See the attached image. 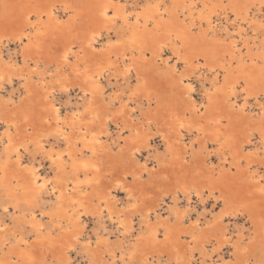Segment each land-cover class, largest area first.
Masks as SVG:
<instances>
[{
	"label": "bare ground",
	"instance_id": "1",
	"mask_svg": "<svg viewBox=\"0 0 264 264\" xmlns=\"http://www.w3.org/2000/svg\"><path fill=\"white\" fill-rule=\"evenodd\" d=\"M218 1L149 0L129 10L119 0H80L82 4L77 0H1V264H44L50 252L57 260L64 257L60 264H69L77 244L86 255V264H111V260L119 264H264V175L252 170L255 156L264 155V127L261 147L256 145L241 154L250 142L249 133L231 142L234 133H242L243 120L260 119L264 125V101L259 92L250 91L252 83L262 85L264 91V41L260 39L263 44L259 45L254 37L249 46L247 40L250 34L264 37V15L259 13L264 11V0H230L226 7H220ZM178 4L182 5V19L177 14ZM229 13L233 15L231 22L222 24L229 44L221 38L219 44L220 40L211 39L219 36L213 19L227 18ZM204 23L209 30L195 35L194 27L200 24L202 28ZM112 30L119 31L116 38L111 36ZM241 40L247 45V55L239 46ZM12 44L17 51H10ZM165 49L174 57L173 63L171 56L164 57ZM188 51L197 53L193 56ZM180 60L190 66L188 70L192 66V74L212 75L208 86L200 82L202 101L194 96L191 74L178 68ZM260 60L263 63L253 75L245 70L249 61L257 65ZM110 77H120L126 85H119L121 88L106 99L103 81ZM14 81L21 84L24 97L20 94L16 98L13 91L2 97L1 89ZM76 88L80 98H76L72 112H62L55 103L56 93L69 97ZM243 94L244 100L239 102ZM135 98L147 105L141 123L132 117L130 101ZM250 98L255 99L251 106ZM171 100L177 108L169 105ZM154 103L157 110L150 109ZM111 122L118 132L116 145L122 134L130 131L125 162L117 156L124 146L114 152L105 138L110 135ZM187 135H193L195 141L203 139L204 147L213 145L219 162L207 165L208 159L201 158L200 165L194 166V140L191 137V143L184 142ZM154 136L162 149L155 141L153 144ZM49 137L63 145L47 147ZM31 144L48 158L54 174L42 175L37 159L35 164H23V154L30 151ZM144 150L149 152L145 161L141 159ZM241 163L246 179L244 174L238 179L220 177L223 167L230 171ZM165 186L167 190H157ZM171 189L173 203L166 201ZM153 191L157 194L154 202ZM44 193L55 196L49 209L39 204ZM118 193L124 194L121 203ZM182 196L188 200L184 199L187 206L183 208L176 202ZM210 196L215 197V206L220 203V209L211 217L205 211L194 217L191 200L204 204ZM89 213L100 220L107 217L120 233L119 240L112 243L101 234L94 243L81 240L85 233L79 224ZM45 214L51 219L50 228ZM2 215H8L11 222L3 221ZM135 217L139 218L138 232ZM237 217L248 219L254 230L246 232L243 224L230 229L226 220ZM25 226L36 233L34 238L27 237ZM53 229L64 233L63 239H56ZM258 246L263 259L251 257ZM225 248L231 258H223Z\"/></svg>",
	"mask_w": 264,
	"mask_h": 264
},
{
	"label": "rangeland",
	"instance_id": "2",
	"mask_svg": "<svg viewBox=\"0 0 264 264\" xmlns=\"http://www.w3.org/2000/svg\"><path fill=\"white\" fill-rule=\"evenodd\" d=\"M78 2H80V0H77ZM120 1V3L122 4V5H124V3H125V5H127V8L130 10V8H134L135 6H137V4H138V6L137 7H139V6H142V5H144L147 1H149V0H147V1H145V0H119ZM122 1V2H121ZM169 2H170V0H168ZM202 1H208V0H202ZM212 1H216V0H212ZM242 1V0H241ZM124 2V3H123ZM130 2V3H129ZM136 4H134V3ZM229 2H230V0H221V1H218L217 2V4H219L220 5V7H226L227 5H229ZM240 2V1H239ZM1 0H0V10H1ZM142 3V4H141ZM144 3V4H143ZM241 3V2H240ZM10 4H12V2L10 3ZM80 4H82V2H80ZM242 4H244V3H242ZM202 5V3L200 2V4H199V6H201ZM243 6V5H242ZM181 8H182V5L180 4H178V11L179 12H177V14H180V10H181ZM253 9H257V8H253ZM257 12H259L258 10H256ZM256 12V13H257ZM262 16L264 15L263 13H264V11H262V12H259ZM175 14H176V12L175 13H173L172 14V18L170 19V21H172L173 19H174V17H175ZM0 15H2V13L0 12ZM86 15V14H85ZM182 16H184V15H182V14H180V19H182V18H184V17H182ZM261 16V17H262ZM64 17H66V15L64 16ZM220 17V18H219ZM229 17V18H228ZM228 17L226 18H224V16H217V17H215L214 19H213V23L214 24H218V28H217V31L219 32L217 35H219V36H216V38L215 37H212L211 38V35H210V38L211 39H214V40H220V41H218V43L220 44V43H222V40L221 39H223V41H224V44L226 43L227 44V41H228V44H229V40H224V38H225V33H224V30H222L223 29V27L224 26H222V24L223 25H225V23H226V25L227 24H229V22H231V20H232V18H233V15H232V13H229L228 14ZM227 20H229V21H227ZM84 21H85V19H84ZM219 21V22H218ZM222 22V23H221ZM225 22V23H224ZM205 25L202 27V28H200L199 26H200V24H197L196 25V27H194V30H193V33L195 34V35H199V36H202L203 35V32H207L209 29H208V26L206 25V23H204ZM220 24V25H219ZM219 28H220V30H219ZM200 29V30H199ZM197 31V32H196ZM200 31V32H199ZM221 31V32H220ZM116 32V31H115ZM114 32V30H112V32H110V34H111V36L113 37V38H116L117 36H118V34H119V31H118V33L116 32L115 33ZM112 33H115V34H112ZM224 34V35H223ZM222 35H223V38H222ZM249 36V37H248ZM248 36H246V37H248L249 39H247L248 40V44H249V46H251L252 44H253V41H252V39L254 38V37H257V40H256V42L260 45V44H263L264 42V37H263V35L261 34V33H259V34H257L256 36L255 35H252V34H250V35H248ZM250 36H252V37H250ZM261 36V37H260ZM102 37H104L105 39L107 38V35L104 33L103 34V36ZM104 38H102V40L101 41H103V40H105ZM221 38V39H220ZM250 38H251V40H250ZM263 38V39H262ZM226 39V38H225ZM259 39V40H258ZM260 39L262 40V42L260 41ZM216 41V42H217ZM259 41V42H258ZM250 42V43H249ZM261 42V43H260ZM243 44V45H242ZM245 44L243 43V41L241 40V41H239V46L242 48V53H243V55H247V45H245ZM186 49H189V48H186ZM186 49H184V50H186ZM18 50V48L14 45V44H12L11 46H10V51H13V52H15V51H17ZM166 50V51H165ZM164 50V53H163V55H165L164 57H166V56H171V62L173 63L174 62V57L171 55V53H170V51L168 50V49H165ZM244 51V52H243ZM257 50H253V53H255ZM166 52V53H165ZM185 52H187V51H185ZM189 52V55H195V53H197V52H195V51H188ZM191 52V53H190ZM168 53V54H167ZM173 57V58H172ZM200 57H202V56H200ZM200 60H203V58H201ZM246 60H247V58H246ZM182 61V62H181ZM182 63H184V61L183 60H180L179 61V64H178V68L180 69V71H182V72H186L188 69H189V67L187 66V65H185V64H182ZM251 63V61H249L248 62V64L246 65V67H245V70L249 73V74H252L253 75V72L255 71V70H257V68L259 67V65L261 64V63H263L261 60L257 63V65H253L252 63ZM184 65V66H183ZM252 65V66H251ZM248 66V67H247ZM186 67V68H185ZM188 67V68H187ZM187 73H190L191 75H193L192 77H191V75H190V78H191V82H193V84L195 85V91H194V96L199 100V101H202V98H203V85H209V82L208 81H210V79L211 78H209L210 76L212 77V75L208 72V74H209V76H206V78H205V76H201L200 75V73L198 74H192V66H191V68H190V70H188V72ZM232 75L233 74H235V71L233 72V73H231ZM234 76V75H233ZM222 77V76H221ZM116 77H110V78H108V79H104V83H103V87H104V96L106 97H108V94L109 93H111V92H113V91H117V89L119 90L121 87H124V85H126V84H124L125 82H124V80H122L120 77L119 78H116ZM194 78V79H193ZM197 78H199V79H197ZM201 78V79H200ZM133 79V80H132ZM203 79V80H202ZM107 80H108V82H107ZM122 80V81H121ZM201 80V81H200ZM109 81H110V83H109ZM117 81H119V83H117ZM131 83L133 84L134 82H135V77L134 78H131ZM133 81V82H132ZM203 81H204V83H203ZM158 83H161L160 81H157ZM203 84H201V83ZM13 85H11L10 86V84H6L5 85V88L4 89H1V93H3L2 94V97H5V96H7L9 93H11V91H13L12 93L14 94V96L17 98L18 97V99L20 98L19 96H20V94L22 95V97H24V89L22 88V86H21V84L18 82L17 83V81H14L13 83H12ZM124 84V85H123ZM121 87H120V86ZM163 86V87H162ZM206 86V87H207ZM7 87V88H6ZM164 88V85H161V87L159 86V89L160 90H162ZM202 88V89H201ZM263 89V86L262 85H259L258 83H252L251 85H250V91L251 92H255V93H260L259 94V98H261V100L262 101H264V91H261ZM9 92V93H8ZM263 92V93H262ZM78 93H80L79 92V90H77V88H76V90H72L71 91V93H70V95H69V97H68V95H66L65 93H59V92H57L56 93V96L57 97H55V103L56 104H58L62 109V112H72V110H73V108H74V105H76V104H74V102H76V98L77 97H79V94ZM19 95V96H18ZM125 96V99H126V97H127V95L126 94H124ZM202 95V96H201ZM240 95V94H239ZM244 95L245 94H243V95H241V97H239V99H238V101L239 102H243V100H244ZM73 96V97H72ZM222 96V95H221ZM221 96L220 97H218V99H221ZM107 97H106V99H107ZM80 98V97H79ZM78 99V98H77ZM69 100V101H68ZM136 100V101H135ZM71 101L73 102V103H71ZM134 101V102H133ZM133 101H130V107H133L134 108V110H133V113H132V117H133V119L135 120V121H137V122H139V123H141V122H143V119H142V117H144V112L147 110L146 108H147V105L145 104V102H143V101H140V99L138 100V98H135ZM59 103H61V104H59ZM66 103H69V104H66ZM170 104L169 105H171L173 108H174V106H175V108H177V104H176V102H175V100H171L170 102H169ZM252 103H255V99H253V98H250L249 99V101H248V105L249 106H251V105H253ZM63 107H62V106ZM66 107H65V106ZM115 105H118V104H115ZM72 106H73V108H72ZM145 107V108H144ZM67 109V110H64V109ZM69 108V109H68ZM157 108H158V106H157V103H154L151 107H150V109H156L157 110ZM71 110V111H70ZM139 117V118H138ZM138 118V119H137ZM260 121V119L259 120H251V122H252V124H250L247 120H243L241 123H240V128L239 129H241L240 131L242 132L241 134H239V131L237 132V128H235V129H237V130H235L236 132H237V134H235L234 133V135H236L235 136V138H232L231 139V142H233V144H234V142L236 143V139H244L245 137H246V135L249 133L250 134V142H249V144H247L248 146H246V148H245V151L243 152V153H241V154H244L246 151H248V150H253L255 147H257V146H259V147H261V139H260V131L263 129V127H264V125L262 126V124L259 122ZM257 122V123H256ZM226 123H228V121H226ZM242 125V126H241ZM227 128H228V131H233L234 129H233V127L228 123L227 124ZM250 129V128H253L252 130V132H248V128ZM2 128H3V126L1 125V127H0V131L2 130ZM210 128V127H209ZM108 129H109V134L111 135H109L108 137H105L106 138V140H107V142H108V144H109V146L111 147V149L115 152V151H118L119 150V147H122V146H124L123 148H122V151H121V153L120 154H118L117 156H118V159H119V161H121V162H125V160L127 159V154H128V152H129V147H128V145L130 144V141L128 140V141H126V139H127V137L129 136V133H130V131H126V132H124L123 134H122V137L120 138L121 139V141H120V139H119V142H120V144L119 145H116L117 143H115L114 142V138H116L117 137V128L115 127V125H113V123L111 122V126L109 125V127H108ZM212 129V128H211ZM210 129V130H211ZM247 132H246V131ZM212 131V130H211ZM258 133H257V132ZM244 134V135H243ZM189 136V137H188ZM238 136V137H237ZM192 137V138H191ZM253 137V138H252ZM112 138V139H111ZM129 138V137H128ZM186 138L187 139H185L184 140V142H186V143H191L192 141H191V139L192 140H194V137H193V135H187L186 136ZM191 138V139H190ZM53 140V142L51 141V140ZM123 139V140H122ZM109 140V141H108ZM111 140V141H110ZM51 143H49V142ZM47 141V143H46V145H47V147H49L50 145H52V144H55V145H53V146H55V147H57V146H59L60 147V145L62 146L63 145V142L62 141H60V140H55L54 139V137H49V140ZM156 142L157 143V147H160L161 146V143L159 142V138H157V136H154V138H153V142ZM57 142H59L58 143V145H57ZM155 142L153 143V144H155ZM194 142V145L192 146V150L193 151H195V156H194V166H196V164L197 165H200V161H201V158H204V159H208V161H207V165L208 164H211L212 162L213 163H218L219 162V160L217 159V155L215 154V148H213L214 146L213 145H208L207 144V147H204L203 146V139H200V140H194L193 141ZM198 142V143H197ZM200 142H201V144H200ZM49 143V144H48ZM251 143V144H250ZM60 144V145H59ZM113 144V145H112ZM260 144V145H259ZM121 145V146H120ZM257 145V146H256ZM31 146H32V144H31ZM30 146V151L29 152H27L26 154H25V152H24V154H23V158H22V161H23V164H25V165H27V163H31V161H32V163L31 164H37V166L39 167V169H40V173L42 174V175H44V176H46V174H47V176L49 175V176H51L52 174H54V172L53 171H55L54 170V168L51 166V163H49L50 161L49 160H47L46 159V157H44V156H41L39 153H37L35 150H33L32 148H33V146L31 147ZM117 146V147H116ZM162 147V146H161ZM160 147V148H161ZM58 148V147H57ZM211 150H209V149ZM249 148V149H248ZM162 149V148H161ZM214 149V150H213ZM32 150V151H31ZM208 150V151H207ZM0 151H1V149H0ZM145 151V152H144ZM143 151V157H141V159L142 160H144L145 161V157H146V160H147V158L149 157V154H146V153H149L147 150H144ZM207 151V152H206ZM260 151H262V150H260ZM31 152V153H30ZM33 152V153H32ZM36 152V153H35ZM202 153V154H201ZM33 154V156H32V158H29V157H31V155ZM215 154V155H214ZM38 155V156H37ZM145 156V157H144ZM41 157V158H40ZM216 157V158H215ZM31 159V160H30ZM35 159H37L36 160V162L34 163V161H35ZM38 159H39V161H38ZM217 159V160H216ZM263 159H264V155L263 154H259V156L257 157V156H255V162L253 163L254 165H253V167H252V170L254 169H256L257 171H259V173L260 174H263L264 175V170H263V168H264V164L263 163H261L262 161H263ZM13 160H15V159H13ZM30 160V161H29ZM45 160V161H44ZM141 160V161H142ZM212 161V162H211ZM26 162V163H25ZM149 162V165H151L152 164V162L149 160L148 161ZM127 163V162H126ZM50 164V165H49ZM230 163L228 162L227 163V165H229ZM257 164V165H256ZM261 164V165H260ZM36 166V165H35ZM198 167V166H197ZM229 167V166H228ZM234 168H233V170H230L229 171V168H227V167H223L222 169H224V170H222L221 171V175H220V177L221 176H227L228 175V177L229 178H233V179H238L239 178V176H243V174H244V178L246 179L247 177V174L245 173V170H246V168H245V166H244V164L243 163H241L239 166H233ZM241 168V169H240ZM52 169H53V171H52ZM121 169H122V167H120L119 168V170L121 171ZM226 173V174H225ZM51 174V175H50ZM229 174H231V176L229 175ZM233 175V176H232ZM222 177V178H223ZM203 178L201 177V180H202ZM241 180H243L242 178H240ZM238 181H240V180H238ZM167 186H165V187H161L160 189H158L157 188V190L158 191H162V190H167V188H166ZM151 188L152 187H149V189L151 190ZM152 190H153V188H152ZM154 192V195L153 196H151V201H153L154 202V199L156 198V193H155V191H153ZM172 193H173V189H171V191L169 192V197L168 196H166V201L167 202H169V203H173V199H172ZM119 194V195H118ZM117 195H118V203H121V201H123V197H124V194H122V193H118ZM52 195V196H51ZM42 197L44 198H42V200H41V203H39L41 206H43V209H49L52 205H54V202H55V199H54V197L55 196H53V194H46V193H44V195L42 194ZM51 197V200L53 201H50V199L49 198ZM47 198H48V200H47ZM188 202V200H187V198H185L184 196H182V197H180V198H178L177 200H176V202L178 203V205H180V207H184V206H187V203H186V201ZM194 199V200H193ZM191 201V205L190 206H192L195 210H193V211H195V213H194V217H195V215H197L198 214V212L199 211H201V212H203V211H205L208 215V217H211L213 214H214V212H216L217 210H219L220 209V203H215L216 204V206L213 204L214 203V201H213V199H215V197L214 196H210V197H208L207 199H206V201L204 202V204H201L196 198H193ZM212 199V200H211ZM46 200V201H45ZM43 201H44V203H43ZM213 201V202H212ZM48 203H49V205H48ZM185 203V204H184ZM211 203V204H210ZM43 204V205H42ZM201 204V205H200ZM45 206H46V208H45ZM214 206V207H213ZM219 206V207H218ZM1 207V206H0ZM40 207V206H39ZM198 207V208H197ZM203 207V208H202ZM206 207V208H205ZM210 207V208H209ZM204 208H205V210H204ZM213 208V209H212ZM207 209V210H206ZM209 209V210H208ZM212 209V210H211ZM37 210H38V208H37ZM208 211V212H207ZM213 211V212H212ZM47 214V213H46ZM44 215V220L45 221H47L46 223H47V226L49 225V228L50 227H52V222L50 221L51 219L49 218V216H47V215H49V214H47V215ZM209 214H211L210 216H209ZM0 215H1V213H0ZM6 216V217H5ZM47 216V217H46ZM93 218H91V217ZM261 216L263 217V219H264V213H261ZM3 219L5 218V220H3L2 218V220L3 221H7V222H11V219H10V217L8 216V215H2L1 216ZM90 217V218H89ZM95 217V215H92V214H88V215H83V217H82V219H81V223L79 224V226H81V227H79L80 229H83V233H85V234H83L82 236H81V240H87V239H90V240H92L93 241V243H94V240L95 239H97V236L99 237V236H103L105 239H108L109 241H111L112 243H115L116 241H118L119 240V237H121L120 236V233L117 231V229H115L116 227H114L115 225L114 224H112L111 223V221H109L108 220V218L107 217H104V218H102V220H100L97 216H96V218H94ZM96 219V220H95ZM97 219H98V221H97ZM107 219V220H106ZM245 219V220H244ZM105 220V221H104ZM138 220H139V218H137V217H135V220H134V222L135 223H137L138 224V226H137V224L135 225V229L137 230L138 229V227H139V222H138ZM238 221V222H237ZM246 221V222H245ZM98 222V223H97ZM102 222V223H101ZM104 222H105V224H104ZM110 222V223H109ZM226 222H227V224H229V227H230V229H232V228H234L235 226H242V224L243 225H245V230H246V232H250V229H251V231H253L254 230V228H251V223H250V221L248 220V219H246V218H243V217H237V220H236V218H233V219H230V220H226ZM229 222V223H228ZM233 222H234V224H233ZM235 222H236V224H235ZM84 223V224H83ZM231 223V224H230ZM238 224V225H237ZM24 225H27V224H24ZM114 225V226H113ZM230 225H232V226H230ZM233 225H234V227H233ZM107 226V227H106ZM247 226H249L248 227V229H247ZM27 229H25V232H28L29 231V235L27 236V237H29L30 235V237L29 238H34L35 236H36V233H34V232H31L30 231V228H28L29 226H25ZM85 229V230H84ZM98 230V231H97ZM100 230H102L101 232H100ZM116 230V231H115ZM135 230V231H136ZM232 230H234V229H232ZM56 230H52L51 231V233H52V235H54L55 237H56V239H59V240H61V239H63V235H64V233H58V231H56ZM96 231V232H95ZM137 232H138V230H137ZM96 233H99V234H96ZM103 233H104V235H103ZM34 234V235H33ZM101 234V235H100ZM27 235V234H26ZM87 238H86V237ZM109 236H110V238H109ZM119 236V237H118ZM85 237V238H84ZM11 240V241H10ZM9 240V245L11 244L12 245V242H13V240L12 239H10ZM84 240V241H85ZM120 240H121V238H120ZM258 245H259V243L258 242H256ZM8 245V246H9ZM8 246H6V248H5V250H4V252L5 251H7L8 250ZM77 248H76V250L74 249L70 254V260H69V264H86V262H87V260H85L84 261V257H85V259H87L86 258V255H84V252H82V249H81V245L80 244H77V246H76ZM211 248L212 247H209V249H210V251H212L211 250ZM260 249H259V246L257 247V250L254 252V254L253 255H251V257L253 258V259H263L262 258V253L259 251ZM223 252V253H222ZM222 252H221V254H223L222 256H223V258H231V253H230V251H229V249L228 248H225V249H223L222 250ZM259 252L261 253L260 255H259ZM0 255L2 256L3 254H2V252L0 251ZM82 255V256H81ZM83 255H84V257H83ZM2 258V257H1ZM64 260V257H60L58 260L55 258V256L50 252L49 253V256H47V258L45 259V262L46 263H44V264H51V263H56V264H58V262H59V264L62 262ZM108 260L109 259H107V258H105V262H108ZM85 262V263H84ZM111 262V264H119V262H112V260L110 261ZM1 264V263H0ZM16 264H18V263H16ZM100 264H102V263H100Z\"/></svg>",
	"mask_w": 264,
	"mask_h": 264
},
{
	"label": "crops",
	"instance_id": "3",
	"mask_svg": "<svg viewBox=\"0 0 264 264\" xmlns=\"http://www.w3.org/2000/svg\"><path fill=\"white\" fill-rule=\"evenodd\" d=\"M165 157H166V156H165ZM165 157L162 156V159L165 158ZM168 158H169V157H168ZM168 158L166 157L165 159H168ZM168 161H169V159H168ZM207 264H208V263H207Z\"/></svg>",
	"mask_w": 264,
	"mask_h": 264
}]
</instances>
